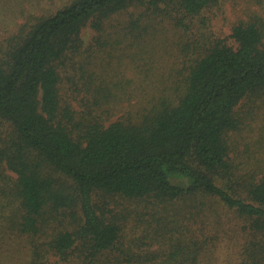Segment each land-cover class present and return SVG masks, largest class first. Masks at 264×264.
Instances as JSON below:
<instances>
[{"label": "trees", "instance_id": "16d2710c", "mask_svg": "<svg viewBox=\"0 0 264 264\" xmlns=\"http://www.w3.org/2000/svg\"><path fill=\"white\" fill-rule=\"evenodd\" d=\"M163 1L75 0L23 27L0 52V135L3 125L10 131L9 144L0 139V163L16 176L11 188L21 210L20 232L38 235L43 216L61 208L78 205L81 211L78 231L59 233L46 253L63 259L78 238L90 245L93 256L116 246L120 228L98 215L94 192L163 208L211 198L249 221L255 233H264V179L247 185L245 197L215 182L232 179L225 138L237 128L235 108L248 96L264 94V33L257 24L233 27L236 49L214 41L190 69L178 102L161 103L137 124L103 126L92 118L79 123L74 136L72 112L60 107L58 63L79 50L82 30L90 25L99 32L131 5L158 9ZM167 1L187 17L218 2ZM48 171L69 178L76 194L56 188ZM259 255L251 264H264Z\"/></svg>", "mask_w": 264, "mask_h": 264}, {"label": "rangeland", "instance_id": "374dc122", "mask_svg": "<svg viewBox=\"0 0 264 264\" xmlns=\"http://www.w3.org/2000/svg\"><path fill=\"white\" fill-rule=\"evenodd\" d=\"M73 1L0 0V52L23 27ZM177 7L167 0L158 9L135 4L111 17L99 32L90 25L82 30L79 50L68 52L57 67L60 107L72 112L74 136L78 124L92 118L103 126L137 124L161 103L176 104L186 91L190 69L214 41L236 49L230 34L238 24L255 23L264 33V0H218L193 17ZM235 117L237 128L225 138L232 179L215 182L245 197L247 185L264 179L263 91L244 98ZM0 139L9 144L4 125ZM47 175L56 188L76 194L69 178ZM15 181L6 163H0V264H251L254 255L264 256V233H255L249 221L214 199L199 196L163 208L157 202L94 192L96 212L119 226L120 239L112 250L93 256L90 245L78 238L62 259L45 250L59 233H76L82 226L79 206L43 216L36 236L23 234L19 201L11 188Z\"/></svg>", "mask_w": 264, "mask_h": 264}]
</instances>
